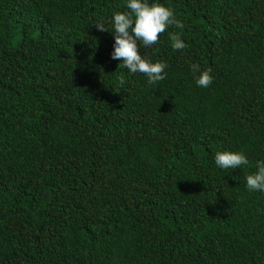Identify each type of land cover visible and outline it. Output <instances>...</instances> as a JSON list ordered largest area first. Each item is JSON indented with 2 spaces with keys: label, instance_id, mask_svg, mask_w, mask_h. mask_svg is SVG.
Returning a JSON list of instances; mask_svg holds the SVG:
<instances>
[{
  "label": "trees",
  "instance_id": "obj_1",
  "mask_svg": "<svg viewBox=\"0 0 264 264\" xmlns=\"http://www.w3.org/2000/svg\"><path fill=\"white\" fill-rule=\"evenodd\" d=\"M127 2L0 0V264H264V0H148L184 25L155 85L111 58Z\"/></svg>",
  "mask_w": 264,
  "mask_h": 264
},
{
  "label": "clouds",
  "instance_id": "obj_2",
  "mask_svg": "<svg viewBox=\"0 0 264 264\" xmlns=\"http://www.w3.org/2000/svg\"><path fill=\"white\" fill-rule=\"evenodd\" d=\"M127 9L130 11L116 12L111 21L115 44L111 54L113 60H122L118 69H127L131 74H143L149 85H155L166 79L164 62L152 63L144 58L139 50V44L149 48L159 42V37L169 27L183 29V22L177 19L173 9L165 7L161 3H149L148 0H128ZM104 32L109 30L103 23L95 26ZM171 47L173 50H183L187 47L181 36L176 33H169ZM191 71L199 73L195 83L198 87H210L214 81L211 69L201 71L200 65H190ZM119 85H125L124 75L119 77ZM216 165L221 169H236L250 164L249 159L243 152L217 151L214 154ZM256 171L246 176V187L250 191L264 192V160L255 165Z\"/></svg>",
  "mask_w": 264,
  "mask_h": 264
}]
</instances>
